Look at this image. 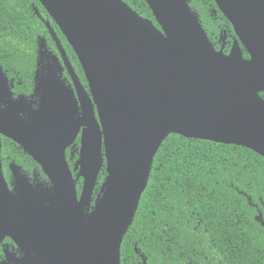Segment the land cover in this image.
Returning <instances> with one entry per match:
<instances>
[{
    "label": "water",
    "instance_id": "water-1",
    "mask_svg": "<svg viewBox=\"0 0 264 264\" xmlns=\"http://www.w3.org/2000/svg\"><path fill=\"white\" fill-rule=\"evenodd\" d=\"M144 1L159 28L122 0H38L78 59L87 90L49 23L71 84L44 39L30 98L12 96L0 66V243L11 238L26 264H120L153 159L171 134L264 159V0H213L237 38L228 54L215 50L187 0ZM79 136L73 177L66 151ZM1 137L40 167L47 187L12 163L8 188ZM256 220L264 226L261 215Z\"/></svg>",
    "mask_w": 264,
    "mask_h": 264
},
{
    "label": "trees",
    "instance_id": "trees-1",
    "mask_svg": "<svg viewBox=\"0 0 264 264\" xmlns=\"http://www.w3.org/2000/svg\"><path fill=\"white\" fill-rule=\"evenodd\" d=\"M138 15L157 25L144 0H122ZM209 41L219 50L220 29H227L224 52L232 47L234 33L213 0H187ZM37 9L56 33L84 87L87 83L73 50L38 0H0V66L10 81L14 98H30L39 40L49 49L55 44ZM219 27H221L219 29ZM234 43V42H233ZM244 58L247 54L243 50ZM264 99V92L259 94ZM1 161L10 182L9 165L42 186L49 183L40 167L15 143L1 138ZM79 143L66 151L73 177ZM106 177L99 173L93 200ZM82 179L76 180L80 193ZM93 205L89 210H92ZM264 159L234 145L169 135L152 163L148 184L123 239L120 264H264Z\"/></svg>",
    "mask_w": 264,
    "mask_h": 264
},
{
    "label": "flooded vegetation",
    "instance_id": "flooded-vegetation-1",
    "mask_svg": "<svg viewBox=\"0 0 264 264\" xmlns=\"http://www.w3.org/2000/svg\"><path fill=\"white\" fill-rule=\"evenodd\" d=\"M217 7V6H216ZM218 9V8H217ZM34 10V14L36 15V13H35V10H37V9H33ZM38 11V10H37ZM218 11H219V9H218ZM38 14H39V11H38ZM48 15V14H47ZM43 23H44V25H45V23H49V22H45L44 20H42V18H41V16H40V14L39 15H36ZM50 18V17H49ZM200 23V22H199ZM50 24V23H49ZM201 25V24H200ZM47 28V27H46ZM52 28V27H51ZM221 27H219V29H220ZM203 29V28H202ZM204 30V29H203ZM54 31V30H53ZM49 32V31H48ZM234 33V32H233ZM56 34V33H55ZM206 34V33H205ZM207 35V34H206ZM232 35L229 33V30H227V29H223V28H221L220 29V33H219V37H218V39H217V43H219V45L221 46L220 47V49L219 50H222L223 51V53L224 54H226L225 52H224V47H225V44L227 43V41H228V37H231ZM49 37L51 38V40L53 41V39H52V37H51V35H50V33H49ZM56 37H57V35H56ZM208 37V36H207ZM57 39H58V37H57ZM209 39V38H208ZM59 40V39H58ZM44 41H45V44H46V48H47V50H49V52H51L52 53V55L53 56H56V57H58V59H59V61H60V63H61V65L63 66L62 68H63V71H62V77H63V79L64 80H66V82H67V84H71V79H70V77H69V75H68V72H67V70H66V68L64 67V65H63V62H62V59H61V55H60V52H59V50L57 49V47H56V44H55V42L53 41V43L55 44V52L54 51H52L51 49H49V47H48V45H47V42H46V39H44ZM60 41V40H59ZM235 41H237V38H236V36H235V34H234V38H233V40H232V44H233V42H235ZM60 43H61V41H60ZM61 46H62V44H61ZM213 47H214V45H213ZM62 48H63V46H62ZM215 48V47H214ZM63 50H64V52H65V55H66V57H67V59H68V61H69V63L71 64V66L73 67V65H72V63L70 62V60H69V57H68V55H67V52L65 51V49L63 48ZM215 50H217L216 48H215ZM228 54V53H227ZM37 61H38V54H37ZM37 61H36V69H37V67H38V65H37ZM47 64V61H41V64L40 65H46ZM73 69H74V67H73ZM74 72H75V70H74ZM75 74H76V72H75ZM77 75V74H76ZM77 77H78V75H77ZM78 79H79V81H80V78L78 77ZM80 83L83 85V83L80 81ZM83 87H84V85H83ZM85 88V87H84ZM85 90H87V88H85ZM2 138V137H1ZM79 138H80V136L76 139V141H75V143H74V145L76 144V142H78L79 143V145H80V140H79ZM1 149H2V147H1ZM79 149V148H78ZM2 162V161H1ZM12 164V163H11ZM10 164V165H11ZM14 164V163H13ZM10 165H9V171H10V175H11V178H10V182H8L7 180H6V178H5V176H4V178H5V181H6V183L8 184V188L10 189V190H12L13 189V187H14V180H13V177H12V173H11V169H10ZM2 171H3V166H2ZM3 175H4V172H3ZM32 183H35V184H37V183H39L36 179L35 180H33V182ZM31 260H33L34 259V256H32L31 258H30ZM25 260H26V256H25V254L23 253V251L17 246V244L11 239V238H5L1 243H0V264H26V262H25ZM41 262V261H40ZM42 264H47V263H42Z\"/></svg>",
    "mask_w": 264,
    "mask_h": 264
}]
</instances>
